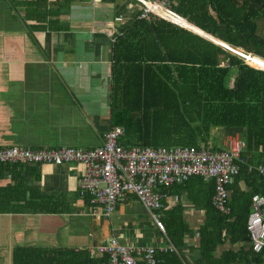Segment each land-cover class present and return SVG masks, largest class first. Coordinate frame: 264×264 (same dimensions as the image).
Wrapping results in <instances>:
<instances>
[{
    "label": "crops",
    "instance_id": "obj_1",
    "mask_svg": "<svg viewBox=\"0 0 264 264\" xmlns=\"http://www.w3.org/2000/svg\"><path fill=\"white\" fill-rule=\"evenodd\" d=\"M34 1L38 2L0 0V149H97L110 130L113 44L134 21H145L138 19L143 4L139 0H46V10L39 6L37 13H31L37 8L31 5ZM175 3L172 0L169 4L172 11ZM151 18L157 17L146 20ZM22 124L28 137L25 141L15 126ZM233 135L239 137L235 132L220 133L216 142L219 150L226 149L224 143ZM8 136L18 146L8 145L14 142ZM50 144L55 147L48 149ZM31 165L22 171L23 175L28 172V192L24 194L28 205L12 202L21 210L0 213V264H12L13 248L27 246L86 250L95 257L99 255L93 254L94 249L110 238L133 247L154 246L160 258L172 254L164 259L165 264H207L221 261L226 253L238 258L236 255L250 248L249 243L224 240L208 260L203 257L201 230L208 208L204 199H209L212 180L202 179L201 183L195 178L190 181L192 185L158 189L162 208L156 213L164 228H172L174 222L182 234L175 247L167 239V230L165 235L158 232L149 212L134 195L118 200L110 216L81 198L83 165ZM15 183L7 174L0 179V188ZM237 186L241 191L250 189L242 181ZM228 192L229 214L231 190Z\"/></svg>",
    "mask_w": 264,
    "mask_h": 264
},
{
    "label": "trees",
    "instance_id": "obj_2",
    "mask_svg": "<svg viewBox=\"0 0 264 264\" xmlns=\"http://www.w3.org/2000/svg\"><path fill=\"white\" fill-rule=\"evenodd\" d=\"M45 1L31 3L37 6L31 13H37L39 6L41 9L45 6L46 10ZM173 9L188 18L191 24L184 21L187 24L233 51L250 56L253 64L264 65V0H176ZM136 21L113 44L110 129L123 128L119 144L125 148L203 146L219 150L217 138L212 137L214 131L231 135L235 132L245 141L237 162L238 173L227 186L231 190L229 214L213 207V183L209 199L207 196L204 199L208 208L201 242L203 257L208 260L224 240L250 242L246 221L251 197L264 194V179L254 169L249 171L250 166L264 165V70L161 19ZM29 166L33 165L26 168L23 164L0 165V179L9 174L16 182L0 188V213L20 211L21 206L13 205L17 201L28 205L24 199L28 172L23 175L22 171ZM195 178L203 183L202 178L191 177L182 184L192 185L190 181ZM238 181L245 182L250 189L241 191ZM182 184L175 185L179 188ZM166 230L167 239L176 247L182 234L174 222ZM160 255L159 264L172 257L165 253L162 259ZM236 256L226 253L221 261L207 264L264 262V250L256 255L249 248ZM12 264H108V261L107 256L92 257L86 250L27 246L13 248Z\"/></svg>",
    "mask_w": 264,
    "mask_h": 264
},
{
    "label": "built area",
    "instance_id": "obj_3",
    "mask_svg": "<svg viewBox=\"0 0 264 264\" xmlns=\"http://www.w3.org/2000/svg\"><path fill=\"white\" fill-rule=\"evenodd\" d=\"M139 1L143 4L139 20L155 16L176 27L190 30L181 24L188 21L172 11L169 5L172 0ZM239 56L249 63L253 62L250 56ZM123 134L122 128L108 130L102 137V146L94 150L2 148L0 165H83V174L79 180L81 198L88 199L93 207L102 209L105 216H110L118 200L134 195L149 212L161 235H165V228L156 213L162 208V195L158 193V189L182 184L191 177L212 180V205L220 213L228 214L227 186L238 173L237 162L245 147L244 140L232 137L229 147L224 150H211L203 146L125 149L118 144ZM252 169L264 179V165L254 168L250 166L249 171ZM250 210L246 230L251 251L259 255L264 250V194L252 195ZM93 254L107 256L108 264H159L156 247L122 245L115 238H110L106 244L96 247Z\"/></svg>",
    "mask_w": 264,
    "mask_h": 264
},
{
    "label": "rangeland",
    "instance_id": "obj_4",
    "mask_svg": "<svg viewBox=\"0 0 264 264\" xmlns=\"http://www.w3.org/2000/svg\"><path fill=\"white\" fill-rule=\"evenodd\" d=\"M256 59H257V58H256ZM258 60H260V59H258ZM260 61H261V60H260ZM263 61H264V60H263ZM249 64H250L251 66H253V67L260 68L261 70H264V68L262 67L263 65H261V64H258V63L255 64V62H254V64H253V63H249ZM228 85L231 86V83H229ZM25 115L28 116L27 119L30 118V116H29L28 114H25ZM15 126L18 127V128L20 129L19 131H22V134H23L24 138L22 139V136L20 135L21 140H22V141H25V138L28 139V137H27V136L25 137V135H24L25 130H24V126H23V124H22V125H15ZM13 127H14V125H13ZM15 131H16V130H15ZM214 133H215V131L212 133V137H213V139L218 138L219 135H220V133H217V134H216V133L214 134ZM9 137H10V136H8V138H9ZM31 137H32V136H31ZM232 137L235 138V137H238V136H235V135H233V136H229V138L227 139L228 141L226 140L227 143H226V142L224 143V144H226V146L224 145L226 148L229 147V140L232 139ZM39 138L46 139L45 137H40V136H39ZM238 138H239V137H238ZM9 139H10V138H9ZM121 139H122V138H121ZM121 139H120V140H121ZM32 140H33V139H32ZM46 140H47V139H46ZM46 140H45V141H46ZM120 140H119V141H120ZM10 141H14V140H11V139H10ZM29 141H30V140H29ZM119 141H118V144H119ZM218 141H219V140H217V141H215V142H218ZM222 142H223V141H222ZM19 144L22 145L23 142H22V143H19ZM8 145H13V146H16V145H17V146H18V144H16L15 141H14L13 143H8ZM53 145H54V144L47 145V148L49 149V148L55 147V146H53ZM119 146H121V145L119 144ZM22 147H23V146H22ZM121 147L125 148L124 146H121ZM169 147H178V146H169ZM133 148H135V147H133ZM160 148H161V147H160ZM125 149H131V148H125ZM151 149H152V148H151Z\"/></svg>",
    "mask_w": 264,
    "mask_h": 264
},
{
    "label": "water",
    "instance_id": "obj_5",
    "mask_svg": "<svg viewBox=\"0 0 264 264\" xmlns=\"http://www.w3.org/2000/svg\"><path fill=\"white\" fill-rule=\"evenodd\" d=\"M193 32V31H192ZM195 33V32H194ZM196 34H198V33H196ZM199 36H202L203 38H205L206 40H208V41H210V42H212V43H214V44H216V45H218L219 47H221V48H223V49H225L226 51H228V52H230V53H232V54H235V55H241L242 53L238 50V51H233L232 49H230V48H228V47H226V46H223V45H221L220 43H218V42H216V41H212L213 39H211L210 37H207V36H203V35H201V34H198ZM258 64H260V62H258Z\"/></svg>",
    "mask_w": 264,
    "mask_h": 264
},
{
    "label": "bare ground",
    "instance_id": "obj_6",
    "mask_svg": "<svg viewBox=\"0 0 264 264\" xmlns=\"http://www.w3.org/2000/svg\"><path fill=\"white\" fill-rule=\"evenodd\" d=\"M181 24L184 25L185 27H188L189 29H191V30H193V31H195V32H197V33L203 35V36L210 37L209 35H207V34L203 33L202 31H200V30H198V29L192 27L191 25L187 24L186 22H181ZM210 38L213 39L212 41H216V42H218V43H220L221 45L224 46V44H222L220 40H216V39H214V38H212V37H210Z\"/></svg>",
    "mask_w": 264,
    "mask_h": 264
}]
</instances>
